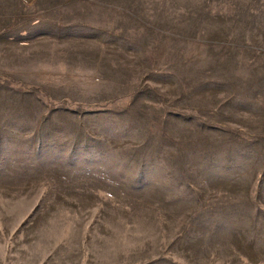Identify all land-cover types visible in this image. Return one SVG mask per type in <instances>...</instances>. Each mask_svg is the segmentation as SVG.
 <instances>
[{"label":"rangeland","instance_id":"obj_1","mask_svg":"<svg viewBox=\"0 0 264 264\" xmlns=\"http://www.w3.org/2000/svg\"><path fill=\"white\" fill-rule=\"evenodd\" d=\"M0 264H264V0H0Z\"/></svg>","mask_w":264,"mask_h":264}]
</instances>
